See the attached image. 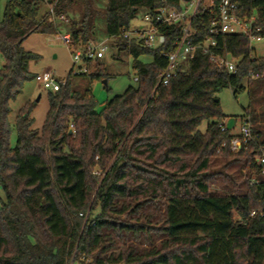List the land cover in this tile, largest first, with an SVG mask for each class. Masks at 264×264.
I'll use <instances>...</instances> for the list:
<instances>
[{
  "label": "trees",
  "instance_id": "obj_1",
  "mask_svg": "<svg viewBox=\"0 0 264 264\" xmlns=\"http://www.w3.org/2000/svg\"><path fill=\"white\" fill-rule=\"evenodd\" d=\"M49 1L7 0L0 21V264H264V166L256 159L264 147V56H253L250 37L213 35L216 52L237 60L235 73L199 51L183 72L159 84L167 66L163 53L173 50L172 27L162 28L167 40L158 49L120 36L139 8L153 9L159 0H107V33L133 57L137 85L100 109L91 86L81 92L67 81L48 92L40 132L33 129L35 104L20 109L12 146L11 104L36 77L29 66L40 58L23 42L34 33H56L63 17L71 24V43L92 41L93 0H53V12L39 18ZM237 3L242 17L256 10L253 33L264 38V0ZM197 28L195 41L212 35L208 26ZM90 78L109 75L100 69ZM245 81L261 109L244 116L257 139L233 151L236 133L222 130L227 116L218 94L230 88L237 96ZM205 120L210 123L202 132ZM218 183L224 191L212 189ZM147 200L166 201L163 226L112 220L113 214H141ZM142 230L166 235L161 247L139 253L125 244L118 255L104 257L124 233Z\"/></svg>",
  "mask_w": 264,
  "mask_h": 264
},
{
  "label": "rangeland",
  "instance_id": "obj_2",
  "mask_svg": "<svg viewBox=\"0 0 264 264\" xmlns=\"http://www.w3.org/2000/svg\"><path fill=\"white\" fill-rule=\"evenodd\" d=\"M6 1L7 0H0V21L3 19ZM93 7L95 11V27L93 29L92 41L90 43L93 45L105 43L108 46V50L102 58L75 63L73 54L78 50L84 53L90 43L87 45H74L73 43L68 44L66 42L64 36L70 32L71 27L67 18L57 20L58 29L56 33H34L23 42V47L27 51L40 55L38 60H34L30 63L29 70L33 75L37 73L50 72L58 80L69 81L73 89L81 92L88 86H91L96 100L99 102L98 107L101 109L108 99H111L116 95H121L129 86H136L137 83L134 80L135 70L133 68V57L127 50H120L118 37H111L107 33V0H93ZM47 11H49V5L47 3H42L40 6L39 18H42ZM146 11V8H139L137 10L135 19L131 23L132 29L137 28V26L143 22ZM254 13L257 14L256 10ZM72 18L78 20L80 19V16L73 15ZM251 47L253 48L254 57L264 56V39L252 40ZM139 59L144 62H150L152 61V56H142ZM3 64L4 58L0 55V69L3 67ZM85 69L87 70L86 72ZM100 69L105 74L109 75V79H107V86L105 78L91 81L90 75ZM244 84L246 86V90L239 93L237 96L234 95V91L230 88H225L218 94L221 100L222 110L227 116L226 121L230 117H234L236 119V126L232 130L234 133H238L240 131V127L245 119L244 116L247 115V109L250 108V112L257 109L258 114H260L261 111L260 106L256 104L255 101L251 102L250 100L247 81H245ZM48 92V90L44 89L36 81V79L33 78L26 81L23 93L19 95L17 100L12 102V113L10 115V122L12 125L10 142L12 146H15L17 141V132L15 127L17 115L20 109L28 102L35 104L32 112V116L34 118L33 129L39 132L42 130L47 112L49 110ZM209 123V120H205L200 125L199 130L205 132ZM220 167V163L217 162L214 170H218ZM234 172V170H229L230 174ZM222 188L223 186L219 183L212 185V189L218 191H224ZM0 197L4 198V193L1 187ZM145 202L146 203L141 209V214H113L112 220L118 223H130L137 225L147 224L149 222L151 228H159L163 226V220H161V218L165 215L166 201L154 202L147 200ZM117 204V209L121 210L124 200H119ZM104 233L115 235L114 231L108 228L104 229ZM124 234L123 239H116V248L109 250L104 254L105 258H109L113 253L118 255L125 244L126 246L135 247L139 253H143L152 248H160L162 241L166 238V235L163 233H157V231L146 232L145 230H142L138 232V235H136L135 232H128ZM72 263L81 264L79 261ZM114 264L123 263L119 262Z\"/></svg>",
  "mask_w": 264,
  "mask_h": 264
},
{
  "label": "built area",
  "instance_id": "obj_3",
  "mask_svg": "<svg viewBox=\"0 0 264 264\" xmlns=\"http://www.w3.org/2000/svg\"><path fill=\"white\" fill-rule=\"evenodd\" d=\"M49 10L53 12V0L49 1ZM146 14L142 23L137 28H123L121 37L136 43L143 44L152 49L162 47L167 40L163 27H172L175 33L172 42L173 50L164 52L167 59V66L159 76V84L166 85L172 78L183 72L186 65L195 58L199 51L208 53L211 61L221 69L230 73L237 71V60L226 53L221 55L216 52L217 40L213 35H247L250 40L264 39L253 33L256 14L251 16H240L238 13L237 0H159V5L153 9L146 8ZM64 19V17H63ZM203 24L208 26L209 33L203 39L195 41L198 33L197 26ZM64 39L70 44V35ZM108 46L105 43L93 45L90 43L85 52L76 51L73 54L75 63L102 58ZM87 70L85 69V72ZM255 77V75H253ZM36 81L48 91H59L66 86L67 81L56 79L50 72L37 73ZM135 82L139 81L135 73ZM236 126V125H235ZM74 131V125H71ZM225 123L222 130H227ZM257 136L253 134L252 124L248 118L244 119L240 131L232 139L231 148L239 151L243 144L255 141ZM257 162L264 166V147L260 146L256 155ZM264 172V169H263ZM256 181L252 180L254 184ZM256 212L254 211L252 215ZM73 264V263H71Z\"/></svg>",
  "mask_w": 264,
  "mask_h": 264
},
{
  "label": "water",
  "instance_id": "obj_4",
  "mask_svg": "<svg viewBox=\"0 0 264 264\" xmlns=\"http://www.w3.org/2000/svg\"><path fill=\"white\" fill-rule=\"evenodd\" d=\"M105 83L107 84V80H105ZM226 125L228 129L233 130L236 125V119L234 117L228 118V120L226 121ZM69 132L72 133V130H70Z\"/></svg>",
  "mask_w": 264,
  "mask_h": 264
},
{
  "label": "crops",
  "instance_id": "obj_5",
  "mask_svg": "<svg viewBox=\"0 0 264 264\" xmlns=\"http://www.w3.org/2000/svg\"><path fill=\"white\" fill-rule=\"evenodd\" d=\"M47 4H49V2H46ZM66 35H70V33H67Z\"/></svg>",
  "mask_w": 264,
  "mask_h": 264
}]
</instances>
